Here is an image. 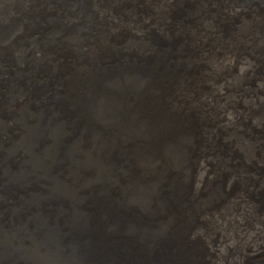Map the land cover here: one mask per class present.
I'll use <instances>...</instances> for the list:
<instances>
[{"label": "bare ground", "instance_id": "obj_1", "mask_svg": "<svg viewBox=\"0 0 264 264\" xmlns=\"http://www.w3.org/2000/svg\"><path fill=\"white\" fill-rule=\"evenodd\" d=\"M219 262L264 264V0H0V264Z\"/></svg>", "mask_w": 264, "mask_h": 264}, {"label": "rangeland", "instance_id": "obj_2", "mask_svg": "<svg viewBox=\"0 0 264 264\" xmlns=\"http://www.w3.org/2000/svg\"><path fill=\"white\" fill-rule=\"evenodd\" d=\"M49 140V138H47V141ZM217 261H219V259L217 260ZM219 264H220V262H219ZM221 264H223L222 262H221Z\"/></svg>", "mask_w": 264, "mask_h": 264}]
</instances>
